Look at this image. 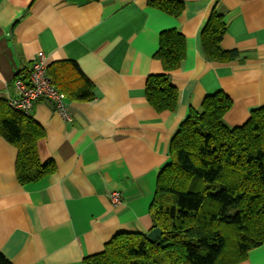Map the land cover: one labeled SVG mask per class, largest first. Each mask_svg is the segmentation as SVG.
<instances>
[{"label":"crops","instance_id":"crops-1","mask_svg":"<svg viewBox=\"0 0 264 264\" xmlns=\"http://www.w3.org/2000/svg\"><path fill=\"white\" fill-rule=\"evenodd\" d=\"M178 1L179 17L149 0H0V100L17 96L16 75L40 56L48 68L76 62L96 88L92 102L67 100L72 122L53 102L35 103L31 117L45 131L40 162L56 166L39 182L20 184L17 150L0 134V251L12 264H82L119 234H148L158 175L189 111L222 92L233 102L225 122L234 128L264 107V0ZM214 10L226 24L222 47L238 51L237 60L203 53ZM167 30L185 36L187 55L170 73L177 109L158 112L146 83L164 73L155 55ZM240 264H264V245Z\"/></svg>","mask_w":264,"mask_h":264},{"label":"trees","instance_id":"trees-1","mask_svg":"<svg viewBox=\"0 0 264 264\" xmlns=\"http://www.w3.org/2000/svg\"><path fill=\"white\" fill-rule=\"evenodd\" d=\"M149 3L174 17L184 10L178 0ZM225 33V21L214 10L201 34L208 60L226 63L240 57L236 50L223 49ZM186 55V38L180 31L160 34L155 57L164 73L150 76L146 83L147 101L156 111L177 109L180 91L170 73L180 68ZM30 71H20L14 83L27 81ZM48 75L67 100H95V85L76 62H56ZM232 105L222 92L207 96L200 110L189 111L172 138L169 162L160 170L150 209L152 230H162V243H152L148 234L122 233L82 264H240L264 245V107L252 111L244 125L232 128L225 122ZM0 134L17 150L20 184L36 183L56 172L54 163L40 162L38 142L45 137L44 129L31 116L11 110L6 100H0ZM0 264H12L1 251Z\"/></svg>","mask_w":264,"mask_h":264},{"label":"built area","instance_id":"built-area-1","mask_svg":"<svg viewBox=\"0 0 264 264\" xmlns=\"http://www.w3.org/2000/svg\"><path fill=\"white\" fill-rule=\"evenodd\" d=\"M17 96L8 100L11 110L21 112L30 117L35 103L41 100L53 102L56 112L66 122H72L73 117L68 110L66 95L61 92L48 75V66L43 56L38 57L32 64L29 79H17L14 83ZM110 199L114 205L122 203L120 192H112Z\"/></svg>","mask_w":264,"mask_h":264},{"label":"water","instance_id":"water-1","mask_svg":"<svg viewBox=\"0 0 264 264\" xmlns=\"http://www.w3.org/2000/svg\"><path fill=\"white\" fill-rule=\"evenodd\" d=\"M162 235L163 232L160 228H156L152 231H150L147 235L148 239L152 242V243H158L161 244L162 243Z\"/></svg>","mask_w":264,"mask_h":264}]
</instances>
